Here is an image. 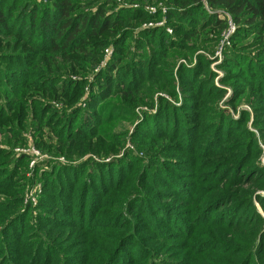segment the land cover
Masks as SVG:
<instances>
[{"label": "rangeland", "instance_id": "rangeland-1", "mask_svg": "<svg viewBox=\"0 0 264 264\" xmlns=\"http://www.w3.org/2000/svg\"><path fill=\"white\" fill-rule=\"evenodd\" d=\"M26 2L43 5L48 10L51 7V0ZM0 4L7 21L5 31L0 32V79L8 80L5 76L12 74L20 77L9 85L8 81L0 82V104L3 106L7 102L6 107L0 109V169L14 172L17 166L11 176L17 178L0 183V195L16 206L12 213L15 217L11 215V218L24 216L4 232L6 241H0V264H62L53 254H64L67 260L64 264H166L167 261L173 264H250L251 260L254 264H264V97L253 94L250 87L252 78L258 75L260 80L264 76V61L255 58L263 50L260 51L256 43L249 44L252 37L246 36L232 45L231 38L240 27L234 26L223 11H212L207 0H201L203 9L209 14L225 15L227 29L219 33L220 36L212 29H203L192 36L189 42L192 46L183 53L170 54L171 57L184 54L188 57L173 61L172 80L164 77L158 81L161 86L154 88L152 81L146 79L130 88L127 86L131 76H126L129 66L126 50L127 46L134 49L135 45L127 42L117 45L116 39L119 31L132 30L135 35L152 28H163L171 35L165 17L167 7L161 2L81 0L73 12L74 15L83 13L86 19L100 6L110 17L123 9L137 10L140 6L151 16L148 21L132 18L130 27L124 25V19L116 20L115 29L85 42L84 56L73 48L47 56L43 50L47 38L42 33V11L36 13L41 19L33 26L25 20L28 9L18 0H0ZM159 11L163 18L155 17ZM241 48L242 54L253 63L235 61L240 65L231 66L229 74L235 77L231 81L237 86L233 89L226 83L231 81H227L228 73L223 64L232 61V55ZM225 55L230 59L225 60ZM198 56L210 62L215 95L208 93L201 98L197 84L193 83L194 77L187 79L186 75L178 73L181 64L193 68ZM190 57L187 63L191 65H187ZM44 58L49 60L44 61ZM129 64H133L131 59ZM254 66L258 67L253 69ZM259 68L263 69L259 71ZM104 80L115 81V86L120 84L121 88L107 96L110 84H104ZM128 91L130 96L125 100L122 96ZM91 97H96L91 102L93 107L88 103ZM167 106L174 108L171 114L180 107L185 116L187 113L196 115L194 121L202 118L197 127L216 118L206 117L208 109L213 110V114H223L219 117L221 121L228 117L240 125L229 130L218 151L204 155L202 135L208 128L200 133L196 131V137L191 140H187V133L176 135L177 144L170 133L164 138L149 135L156 125L147 120L148 116H155ZM87 113L92 115L87 121L93 120V123L82 126L81 121ZM93 115L99 120L97 123ZM168 121L171 125L170 119L165 118L157 124L160 127ZM144 123L149 128L142 129ZM175 125L181 124L176 121ZM79 129L86 136L78 140ZM245 132L252 134L254 146L246 141ZM23 156L27 161L21 165L19 161ZM120 159L126 163L125 167H130L129 173L128 170L124 172L125 179L121 183L116 185V176L112 177L114 172L109 171L111 187L107 188L109 178L105 174L102 180L87 184L97 177L90 176L92 169L115 163L116 170L119 163L116 161ZM175 161H180V169L173 167ZM54 167L76 168L71 170V175L76 177L75 181L79 179L65 192L64 206L43 208L42 198L49 196L48 182L58 184ZM250 168L257 171L255 180L247 181L252 174L241 180L239 176L249 174ZM146 170L153 171L155 177L144 179L142 175ZM174 178L177 183L172 181ZM177 185L187 187L183 189ZM91 192L93 200L101 198L96 207L90 205ZM144 196L150 197L151 204L138 207L137 201H143ZM223 196L231 198L224 197L230 204L213 203ZM10 197L16 198L9 201ZM238 201H246L248 205L238 209V205H233ZM234 208L238 209V215L231 226L226 217L235 212ZM45 209L49 218L40 221L38 215ZM252 212L256 217L252 216L251 220L259 222L261 227L253 241L248 240L246 231H227L226 236L225 230L220 228L237 229V224ZM125 218L135 223L128 227ZM8 219L0 227L8 225ZM74 219L77 223L82 219L84 226L72 227ZM210 220L214 221L213 226H204ZM93 223L97 225H91ZM133 226H138L137 231ZM185 228L197 229V234L189 241L182 234ZM12 234L20 241L15 243ZM197 240L200 245L190 246ZM4 245L12 250V262L6 260ZM196 247L198 250L193 253L191 248Z\"/></svg>", "mask_w": 264, "mask_h": 264}, {"label": "trees", "instance_id": "trees-1", "mask_svg": "<svg viewBox=\"0 0 264 264\" xmlns=\"http://www.w3.org/2000/svg\"><path fill=\"white\" fill-rule=\"evenodd\" d=\"M56 2H53L51 0V7L48 10V8L45 9L43 5L36 4V3H29L26 2V0H18L19 4L22 3V6H26V9H28L27 16L25 17V20H28L30 25H35L36 22H38V19H41V17H38L36 13H40L42 11V14L44 15V19L42 22V33L44 34V38H47L46 42H43L44 47L43 50L45 51L46 55H53V54H61L62 52H66L68 49H77V54H80L81 56H84L85 50H84V45L85 42H87L90 38L93 37H98L103 34V32H110L113 29L116 28V20L118 19H124V25L126 27H130L131 19H137V21H146L149 16L146 12L142 10V7L140 6L139 9L133 10V9H123L119 13L113 16H108L104 12V8L100 6L97 10L96 13L94 14H89L88 19L84 17V14H77L74 15L73 9L74 7L77 6V4L81 0H54ZM132 1H137L138 3H144L146 0H132ZM152 1V0H149ZM161 2L165 7H167V14L165 15L167 21L169 22V25H167L171 30L172 34L169 35L166 33L165 29L163 28H152L150 30H145L141 31L138 34L134 35V32L132 30L128 31H119L118 38L116 39L117 45L121 42L124 44L127 42V44L132 45V43L135 45L134 49L133 47L130 48V46H127L126 53H129V62H128V67L126 68V76L129 78L131 76V79H127V86L130 88L136 87V85L141 81L145 82L147 79L148 81H152L153 87L158 88L161 86L158 81H162L164 77H169L170 80H172V72L175 69V62L173 61H179L178 58L180 59H187L188 57L184 56H179V57H171L175 51H179V53H183L185 49L188 47L192 46L190 44V40L194 34L198 33L199 31L203 29H212L213 32L218 34H222L223 31L227 29L228 21L225 15H219L217 13L214 14H209L203 9V6L201 4V0H157ZM210 9L212 11H223L224 14H226L230 20H232L233 25L240 27V29L236 32L237 34L231 38L232 45L238 41L243 39L246 36L252 37V41L249 42L250 45H255V43L258 45L260 51L263 50V52L255 56V58L261 59L263 62L264 61V0H207ZM2 7L0 4V32L5 31V27L7 26V21L5 15L3 14ZM20 11V10H19ZM41 14V15H42ZM148 15V16H147ZM157 18H163L164 15L160 14V11L157 13L155 16ZM153 19V18H152ZM149 20V19H148ZM147 20V21H148ZM37 25V23H36ZM155 29V30H154ZM4 33L3 35H5ZM219 34V36H220ZM219 38V37H218ZM247 45V44H246ZM243 49L241 48L239 52L232 55L231 60L232 61H225L223 64L224 69H226L228 75L227 78L231 81L234 80L235 77L234 75L229 74L230 73V68L231 66L234 65H240L239 63L245 62L248 64L253 63V60L247 59V56L242 54ZM229 53V52H228ZM172 54V55H170ZM170 55V56H169ZM227 55V54H226ZM224 57V59H230L228 56ZM193 56V55H192ZM191 56V57H192ZM191 57L189 58L187 62L190 61ZM133 61V64H129ZM225 59V60H226ZM44 61H48L49 58H44ZM238 61L239 63L235 62ZM187 65H191L188 64ZM209 65L210 62H208L203 56H198L197 57V62L196 65L193 68H188L184 64H181L179 66V72L180 75H186L187 79H193V83H196V88H198L199 91V96L201 98L207 97L208 93L211 95L217 94V91L212 87V79L213 76H211V72L209 71ZM264 67V64L262 65ZM59 67V66H58ZM258 66H254L253 69H255ZM252 67L250 66V69ZM252 69V70H253ZM263 68H259V71H261ZM125 69L123 68L122 71ZM48 73V72H47ZM130 74V75H129ZM179 75V74H178ZM1 77V76H0ZM8 77V80H2L0 79L1 83H6L8 81L11 83L15 79H19V75L12 74L10 77ZM181 77V76H180ZM182 78V77H181ZM104 84H110V91L106 94L109 96V93L111 91H114L117 88H121V85L118 84L115 86V81L110 82L108 80H104ZM230 83L233 87V89L237 88L235 86L234 82H226ZM251 89L253 90V94L255 95H261L264 97V76H262L259 80L258 75L255 77V79H251ZM197 89L195 90V93L197 94ZM127 95V96H126ZM240 95V93H239ZM129 91L122 96L123 99L127 100L129 97ZM98 97V96H97ZM193 97V96H190ZM96 97H91L90 100L88 101L89 107H93L91 102L95 99ZM133 101V100H130ZM198 102V99L195 100V104ZM5 104L3 103V106L0 104V109L3 107H6ZM234 105V104H232ZM95 106V105H94ZM196 107V106H195ZM171 109V112H168ZM174 108H169L168 106L163 108L162 110L158 111V113L155 116H148L149 119L154 125H156V128H153L152 132L149 134L150 136L154 137H160L162 136L163 138L166 137L169 133L171 134V138L175 144H177V139L175 138L176 135H180L181 133H186L188 134L187 140L194 139L196 137V131L198 133L202 132L206 128V132L202 135L203 139V148L202 152L204 155H208L209 153H214L220 149V146L223 144V141L225 137L228 136L229 130L232 128H236L240 125L239 122L235 124L233 123L232 120L228 119V117H224L226 119H221L219 117H222L223 114H213V110L208 109L206 112L208 119L211 118L212 116H215L216 118L213 119V121H207L204 126L196 124L198 122H201L202 118H197L196 120V115L193 113H187L188 116H185V114H182L183 109L179 107V109H175V114H171L173 112ZM198 110H201V107L198 106ZM196 112V110H195ZM199 113V112H197ZM79 112H77V117H78ZM185 116V117H184ZM87 117H92V115L88 114L86 117L81 121V125L83 126V123H93V120L91 122L87 121ZM162 117V118H161ZM199 117V116H198ZM95 116L93 115L94 123H97L99 120H95ZM165 119H170L171 125H169V121L167 124H160V127L158 126L157 122L161 121L164 122ZM146 120V121H147ZM177 121V124H181L176 126L175 122ZM194 121V122H193ZM204 123V122H203ZM215 124V126L211 125ZM179 127H182L180 130ZM197 127L196 129H194ZM142 129L149 128L147 124L141 125ZM219 128L221 129V133H219ZM89 129V128H88ZM85 129V130H88ZM169 130V132L165 135L164 131ZM243 130V129H241ZM142 131V130H141ZM221 136L219 137V135ZM241 135V133H240ZM86 134L81 133V129L77 130V139H82L85 137ZM142 136V135H140ZM161 138H156V139H162ZM245 137L246 141L251 143L254 146L253 142V136L251 133L245 132ZM197 138H200V135L198 134ZM187 144L189 142L187 141ZM190 146V145H188ZM23 158V159H22ZM19 161L21 162V165H24L26 163L27 159L26 157H22ZM131 158V157H130ZM119 162L117 163L116 170L113 168V164H108V165H102L98 167H91L94 168L91 170V175H97V177L90 179L87 184L91 185L97 182L99 179H103V175L105 174L107 178V188L111 187V180L109 176V171H113L112 177L115 175L116 176V181L115 184L121 183L122 180L125 179L123 176L124 172L128 170V173L130 172V167L127 168L125 166L126 163H124L121 159L116 161ZM18 163V164H19ZM173 167L176 169H180V161H175L172 163ZM241 164V161L239 162V165ZM17 165V162H16ZM17 167V166H16ZM16 167L14 168V172L16 171ZM84 169L83 167H78L77 169ZM97 168V169H96ZM53 174L55 178L57 179V183H51L50 181L48 182V189L47 193L49 194L47 199L42 198V206L43 208H48L51 206L53 209H56L55 207L59 208L61 206H64L65 202L67 201V195H65V192H68V190L72 187V185H76L78 181H75L76 177H73L71 174V170L75 171L76 168H69V167H60V168H52ZM3 171V173H2ZM14 172H10L7 168L0 169V183L3 181L9 182L11 179H15L17 177L11 178L13 176ZM250 172L249 174H244V176H239L241 180H244V178L248 177L249 175L252 174L251 178H248L247 181H253L255 180V175L257 171L255 172V169H251L248 171ZM255 172V173H253ZM81 173V172H80ZM50 176V174H47ZM73 177V178H72ZM144 179L148 178H153L155 177V174L151 170H146L144 171V174L142 175ZM22 177L20 176L19 179ZM69 178H72L69 179ZM101 179V180H102ZM172 180L173 182L175 181ZM260 180V179H259ZM259 180L257 183H259ZM246 181V183H247ZM61 183H64L62 185ZM73 183V184H72ZM101 183V181H100ZM99 183V184H100ZM98 184V185H99ZM98 185L96 186V190L98 189ZM174 185V184H173ZM243 185V184H241ZM172 186V184L170 185ZM178 188L187 187L186 185H177ZM100 191H102V187L99 188ZM184 191V190H183ZM21 192L18 193L20 195ZM2 196L0 198V224H3L5 219L9 218L7 220L8 225H5L1 228L0 231V241L1 243L4 242L5 240V235L4 233L6 229L13 225V223L18 220L20 221V218L22 219L24 216L23 214L20 217L16 218H11L10 216L15 210V205L11 204L10 202H7L5 199V196ZM92 192L89 197V201H91V206L96 207L100 201L101 198L93 200L91 198ZM144 196L143 201L139 200L137 201L138 207H143L144 204H151V201H148L150 197ZM228 197L230 200L231 198L229 196H223V197H218L215 201H213L214 204L221 203V204H230V200L226 202V198ZM16 198V197H14ZM13 197L9 198V201L14 200ZM224 199V200H222ZM260 200V199H259ZM225 202V203H224ZM51 203V204H50ZM53 203V204H52ZM233 205H238L236 207L239 208H244L245 206L248 205V202L244 201H238L234 203ZM253 206H249L248 208H252ZM237 210L233 214L227 215L226 219L228 223L232 226L233 222L237 218ZM95 210H92L94 212ZM47 212V209L44 211L40 212L38 215V219L40 221L45 220L49 218L48 215L45 214ZM164 215V214H163ZM166 215V214H165ZM15 217V215H12ZM47 216V217H46ZM256 217L254 213L250 216L246 215L244 217L243 222H239L236 226L237 229L229 228L230 230H226V227H220L225 230L226 236H227V231L232 232V230H240L241 232L246 231V235H248V240L253 241L259 235L261 231L260 223L259 222H253L251 217ZM44 217V218H43ZM124 220L127 221L128 227L133 225L135 221H129L127 218ZM77 219H74L73 222H71L72 227H82L84 226V222H82V219H79L78 223L76 222ZM129 221V222H128ZM10 222V223H9ZM45 223V222H44ZM246 223V224H245ZM262 223V222H261ZM46 224V223H45ZM73 224V225H72ZM214 221H208L204 226H213ZM240 224H245L240 226ZM91 225H97L95 223ZM138 226L134 227L133 230L137 231ZM184 234L186 238L191 240L195 234H197V229L193 228H185L183 229ZM28 233V232H27ZM15 243H17L18 240L17 236L12 234ZM129 236V235H128ZM221 240V239H220ZM224 240V239H223ZM6 241V240H5ZM263 242V248H264V236L262 238ZM214 243V242H213ZM200 245V241H196L192 245ZM187 246V245H186ZM198 247V246H197ZM191 248V251L195 253L198 249ZM5 249L4 253L6 254V260L11 261V249L8 248L6 245L3 247ZM202 249V248H200ZM261 252V251H259ZM4 253L2 252L3 256ZM264 253V251L262 252ZM33 256V255H32ZM116 254L113 255L115 257ZM53 258L62 264L66 263V257L64 254H53ZM153 264H158L157 262H153ZM166 264H173L170 261H167ZM250 264H254V262L251 260Z\"/></svg>", "mask_w": 264, "mask_h": 264}]
</instances>
